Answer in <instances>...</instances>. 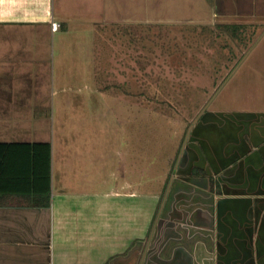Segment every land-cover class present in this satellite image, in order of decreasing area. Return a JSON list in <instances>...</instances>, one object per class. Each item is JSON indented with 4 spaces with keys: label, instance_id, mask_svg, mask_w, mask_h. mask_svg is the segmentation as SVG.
Listing matches in <instances>:
<instances>
[{
    "label": "crops",
    "instance_id": "0c3cea01",
    "mask_svg": "<svg viewBox=\"0 0 264 264\" xmlns=\"http://www.w3.org/2000/svg\"><path fill=\"white\" fill-rule=\"evenodd\" d=\"M74 20L108 34L97 52L119 71L122 50L139 48L133 36L144 22L151 24L147 39L157 38L159 25L174 23L248 26L252 33L259 27L264 39V0H0V142L51 143L38 128L52 103L46 95L50 40L66 36ZM52 23L60 28L52 31ZM247 71L250 91L222 93L230 79L190 125L181 160L162 174V200L143 238L142 188L122 193L124 234L115 244L122 248L124 240L125 246L109 261L58 258L64 247L54 237L56 210H66L64 197L75 193L64 185L52 194L53 147L49 195L44 183H34L31 160L24 175V158L31 155L10 156L17 169L0 177V264H264V63ZM19 178L26 181L15 183ZM126 211L135 216L129 224Z\"/></svg>",
    "mask_w": 264,
    "mask_h": 264
},
{
    "label": "rangeland",
    "instance_id": "374dc122",
    "mask_svg": "<svg viewBox=\"0 0 264 264\" xmlns=\"http://www.w3.org/2000/svg\"><path fill=\"white\" fill-rule=\"evenodd\" d=\"M125 25L130 31L131 24L121 27ZM146 26L151 24L144 22L141 34L133 36L139 48L122 50L124 70L119 71L97 52L108 34L102 36L96 24L74 20L66 36L50 40L46 95L52 103L38 128L55 151L53 196L64 185L75 193L64 197L66 210H56L55 241L68 246L58 258L106 260L124 249V240L122 248L115 244L124 234L118 226L123 218L122 193L137 187L144 193L139 234L146 236L165 189L162 174L173 152L184 145L183 127L177 125L195 124L207 102L230 79L222 93L235 89L245 93L249 66L264 63L263 32L257 25L253 33L248 26H237L243 30L233 37L219 30L223 26L219 24H163L153 29L158 33L153 39L146 38ZM158 110H166L174 122ZM126 214L127 224L133 222L135 216Z\"/></svg>",
    "mask_w": 264,
    "mask_h": 264
},
{
    "label": "trees",
    "instance_id": "16d2710c",
    "mask_svg": "<svg viewBox=\"0 0 264 264\" xmlns=\"http://www.w3.org/2000/svg\"><path fill=\"white\" fill-rule=\"evenodd\" d=\"M219 30L227 31L231 33L234 37V32H240L241 30H237V27L233 26H222ZM234 70V69H233ZM232 70V71H233ZM220 88V87H219ZM166 104V103H163ZM166 107L168 106L165 105ZM169 107V106H168ZM148 110V109H147ZM163 113L165 110H161ZM160 116L163 118H167L169 121L171 120L170 116L163 115L160 113ZM183 127V133L181 136V145L183 144L184 138L187 133V126L185 124H178L177 127ZM180 136V135H179ZM181 147V146H180ZM179 147V150H180ZM177 150L173 152V156L170 159L171 163L175 164L179 157L180 151ZM29 153L31 157H25L23 166L24 175H26L28 171V165H26V161L30 163V160L33 162V168L31 166V172L33 170L34 175V183L39 182L40 186L46 185V193L49 195L51 189V174H52V145L49 142H38V143H6L0 142V177L6 174H12V171H15V164H12L9 160H11L10 156H20V154ZM19 154V155H18ZM30 167V165H29ZM26 181V178H19L15 183L19 184L20 181ZM44 183V184H43ZM25 184V183H24Z\"/></svg>",
    "mask_w": 264,
    "mask_h": 264
},
{
    "label": "water",
    "instance_id": "95a60500",
    "mask_svg": "<svg viewBox=\"0 0 264 264\" xmlns=\"http://www.w3.org/2000/svg\"><path fill=\"white\" fill-rule=\"evenodd\" d=\"M218 92H219V91H218ZM218 92H217V93H218ZM215 96H216V95H215ZM215 96H214V97H215ZM214 97H213V98H214ZM209 104H210V102H209V103L207 104V106L203 109L202 113L206 110V108L209 106ZM197 120H198V119H196L194 122L196 123ZM193 125H194V124H193ZM192 130H193V126H190L189 129H188V132H187V136H186V138H185V142H184L183 148H182L181 153H180V155H179V160H178V162H179V161L181 160V158H182V155H183L184 149H185L186 144H187V142H188V140H189V138H190V135H191Z\"/></svg>",
    "mask_w": 264,
    "mask_h": 264
},
{
    "label": "flooded vegetation",
    "instance_id": "af4514ba",
    "mask_svg": "<svg viewBox=\"0 0 264 264\" xmlns=\"http://www.w3.org/2000/svg\"><path fill=\"white\" fill-rule=\"evenodd\" d=\"M229 76H230V75H229ZM224 82H225V81H224ZM223 85H224V84L221 85V87L219 88V90H217V92L221 90V88L223 87ZM218 93H219V92H218ZM218 93H217V94H218ZM217 94L215 93L214 96L217 95ZM214 96H213V97H214ZM114 264H121V263H120L119 261H116Z\"/></svg>",
    "mask_w": 264,
    "mask_h": 264
},
{
    "label": "built area",
    "instance_id": "2783aa9c",
    "mask_svg": "<svg viewBox=\"0 0 264 264\" xmlns=\"http://www.w3.org/2000/svg\"><path fill=\"white\" fill-rule=\"evenodd\" d=\"M59 29V25L54 23L53 24V31H57Z\"/></svg>",
    "mask_w": 264,
    "mask_h": 264
}]
</instances>
